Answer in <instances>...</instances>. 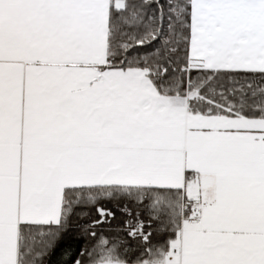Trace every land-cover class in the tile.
<instances>
[{
  "label": "snow or ice",
  "instance_id": "snow-or-ice-1",
  "mask_svg": "<svg viewBox=\"0 0 264 264\" xmlns=\"http://www.w3.org/2000/svg\"><path fill=\"white\" fill-rule=\"evenodd\" d=\"M105 201L132 264H264V0H0V264H129Z\"/></svg>",
  "mask_w": 264,
  "mask_h": 264
},
{
  "label": "trees",
  "instance_id": "trees-1",
  "mask_svg": "<svg viewBox=\"0 0 264 264\" xmlns=\"http://www.w3.org/2000/svg\"><path fill=\"white\" fill-rule=\"evenodd\" d=\"M179 55L184 56V51L181 49ZM251 79L259 82L261 77L256 74L250 77ZM125 203H128V206L132 209L133 215L129 217L120 209ZM104 206L110 208L114 213V218H109L107 223L99 226L96 231L98 236L103 235L107 237L110 241L119 242V254L122 258H125L132 263L136 260L137 257H143L147 259V250L153 246H159L164 244L168 239L171 238L169 232H160L158 229L161 227L160 223L156 220H152L150 217V211L148 207L144 204H135L127 201L119 202V205L116 202H103ZM84 213H88L87 216ZM136 213H139V219L144 221L145 227L144 232L151 233L149 241H144L139 236L133 237L129 234L130 228L127 225V221L132 219L135 221L137 219ZM94 219H98L97 213L94 208H77L76 215L72 217L70 228L73 231H76L79 235V229L86 227ZM149 224L151 225L149 227ZM94 241L89 238L88 240H82V243H92Z\"/></svg>",
  "mask_w": 264,
  "mask_h": 264
},
{
  "label": "crops",
  "instance_id": "crops-1",
  "mask_svg": "<svg viewBox=\"0 0 264 264\" xmlns=\"http://www.w3.org/2000/svg\"><path fill=\"white\" fill-rule=\"evenodd\" d=\"M129 264H132V263H129Z\"/></svg>",
  "mask_w": 264,
  "mask_h": 264
}]
</instances>
